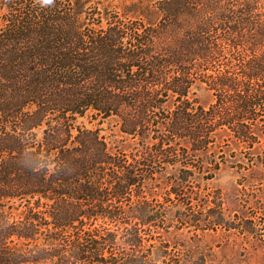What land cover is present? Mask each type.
<instances>
[{"label":"trees","instance_id":"1","mask_svg":"<svg viewBox=\"0 0 264 264\" xmlns=\"http://www.w3.org/2000/svg\"><path fill=\"white\" fill-rule=\"evenodd\" d=\"M101 1L0 0V264H180L155 234L201 224L189 156L260 124L264 0H146L138 19Z\"/></svg>","mask_w":264,"mask_h":264},{"label":"rangeland","instance_id":"2","mask_svg":"<svg viewBox=\"0 0 264 264\" xmlns=\"http://www.w3.org/2000/svg\"><path fill=\"white\" fill-rule=\"evenodd\" d=\"M145 3L146 0H103L100 8L121 13L125 11L127 18L138 19V10ZM132 4L136 5L128 9ZM193 91L197 105L207 108L214 103L211 91L204 85H197ZM261 105L263 107L254 112L260 124L250 129L252 139L249 142L238 141V134L222 126L216 129L221 138H217L212 152L189 156L188 159H193L195 175L186 191L191 204L184 214L198 217L201 224L170 222L162 233L155 234V241L167 246L170 259L180 264H264V103ZM76 124L87 129H98L112 151L118 146L128 152L127 147H131L128 144L132 145L128 141L119 142L115 119L99 122L85 117L78 119ZM209 141L213 142L214 139ZM214 164L217 169L211 166ZM209 167V174L202 173ZM175 169L166 167L163 181L172 179ZM157 199L159 202L155 206L160 210L166 206L161 203L165 201L161 197ZM168 211L169 218L174 221L172 216L177 210L174 207L168 208ZM19 213L13 211L12 214L17 217ZM213 215L221 221L220 224L204 225L212 221L210 217Z\"/></svg>","mask_w":264,"mask_h":264}]
</instances>
